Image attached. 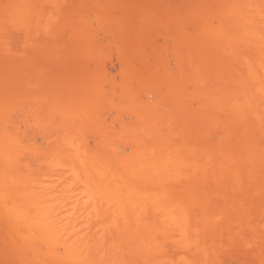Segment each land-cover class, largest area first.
<instances>
[{"label": "bare ground", "instance_id": "bare-ground-1", "mask_svg": "<svg viewBox=\"0 0 264 264\" xmlns=\"http://www.w3.org/2000/svg\"><path fill=\"white\" fill-rule=\"evenodd\" d=\"M0 264H264V0H0Z\"/></svg>", "mask_w": 264, "mask_h": 264}]
</instances>
